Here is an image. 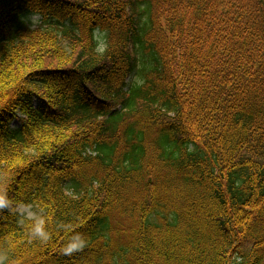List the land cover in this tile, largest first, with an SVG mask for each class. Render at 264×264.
Returning <instances> with one entry per match:
<instances>
[{
  "label": "trees",
  "instance_id": "1",
  "mask_svg": "<svg viewBox=\"0 0 264 264\" xmlns=\"http://www.w3.org/2000/svg\"><path fill=\"white\" fill-rule=\"evenodd\" d=\"M0 264H264V0H0Z\"/></svg>",
  "mask_w": 264,
  "mask_h": 264
},
{
  "label": "rangeland",
  "instance_id": "2",
  "mask_svg": "<svg viewBox=\"0 0 264 264\" xmlns=\"http://www.w3.org/2000/svg\"><path fill=\"white\" fill-rule=\"evenodd\" d=\"M40 19L38 16H29L23 20V23L25 25H28L30 27H35L39 24ZM140 60V58H139ZM130 83L134 81V77L130 78ZM14 127L17 126L16 123L12 124ZM16 211L25 216L26 218L33 219L37 216H39L42 212L36 207V206H18L16 207Z\"/></svg>",
  "mask_w": 264,
  "mask_h": 264
}]
</instances>
